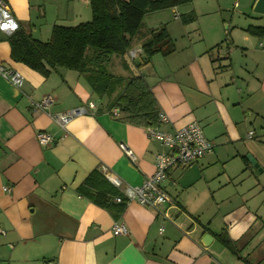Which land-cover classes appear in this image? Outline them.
Returning <instances> with one entry per match:
<instances>
[{"label":"crops","instance_id":"obj_1","mask_svg":"<svg viewBox=\"0 0 264 264\" xmlns=\"http://www.w3.org/2000/svg\"><path fill=\"white\" fill-rule=\"evenodd\" d=\"M4 1L17 25L42 42L54 26L91 19L89 0ZM255 2L191 0L148 13L142 34L164 28L173 52L141 65L142 55L131 61L126 53L125 68L116 69L125 82L143 79L168 119L161 131L197 122L213 144L194 164L168 171L160 188L169 202L157 210L114 202L167 153L146 128L110 114L119 92L98 99L85 76L64 69L42 77L10 59L0 33V66L22 78L15 88L0 76V264H264V15L252 11ZM190 13L194 20L182 23ZM249 27L263 34L251 35ZM140 48L135 40L129 51ZM46 96V110L31 108ZM88 103L95 109L65 129L52 120ZM39 132L53 143L40 145ZM102 167L122 181L106 206L82 185ZM114 225L125 234L113 235ZM219 235L234 243L235 254Z\"/></svg>","mask_w":264,"mask_h":264},{"label":"trees","instance_id":"obj_2","mask_svg":"<svg viewBox=\"0 0 264 264\" xmlns=\"http://www.w3.org/2000/svg\"><path fill=\"white\" fill-rule=\"evenodd\" d=\"M190 2L191 0H89L91 19L88 22L74 27L54 26L50 38L45 42L34 39L18 26L12 34L5 36V40L13 62L23 64L42 77H48L51 71L57 69L76 72L86 77L92 92L98 98H111L114 94L112 86L122 83L124 79L100 71V65L114 55L124 56L135 39H142L140 49L145 59L140 61V65L148 62L154 55L165 56L173 52L172 40L164 28L147 30L146 34H142L143 18L148 13ZM181 18L182 23L186 24L194 20V15L190 13ZM247 32L258 36L263 34L261 28L254 27L247 28ZM109 109H116V116L112 114V110L110 114L127 124L143 128L157 125L159 110L141 77L125 82L123 90L109 104ZM82 185L94 194L90 198L101 206L108 204L113 190L117 191L100 168L91 171ZM218 241L228 251L236 253L234 243L226 235H219Z\"/></svg>","mask_w":264,"mask_h":264},{"label":"built area","instance_id":"obj_3","mask_svg":"<svg viewBox=\"0 0 264 264\" xmlns=\"http://www.w3.org/2000/svg\"><path fill=\"white\" fill-rule=\"evenodd\" d=\"M174 18L178 19V13H174ZM18 25L9 11L6 2L0 0V33L8 36L12 34ZM142 54L141 49H135L128 52L130 60H134ZM0 76L15 88H20L22 85V78L15 72L4 69L0 66ZM52 100L46 96L42 100L35 102L30 101V106L33 110H46ZM94 110L95 106L88 103L86 107H79L77 109L57 114L52 117V120L62 129L74 118L86 114L87 110ZM112 114L116 116L117 110L114 109ZM168 123L165 115L159 113L157 116V125L149 126L146 128L147 135L150 139L157 141L166 150V154H159L154 159V172L147 177L140 186L128 187L123 189L122 197H115V203L127 204L131 201H136L143 207L152 208L157 210L158 207L169 202L167 195L161 190L160 185L165 181L167 173L172 168H183L194 164L201 159L204 155L212 151L213 144L207 141L202 133L201 127L197 122H190L185 126L173 132H164L159 128L160 124ZM247 137L252 139L254 137L253 131L249 132ZM36 140L40 145H49L53 143V138L50 134L39 132L36 134ZM127 155L132 158L130 152ZM102 173L110 184L116 189H120L122 181L110 175L106 167H102ZM4 192H9L8 188L3 189ZM162 229H159L161 232ZM113 235L125 234V230L121 225H114L112 229ZM5 232L0 228V235ZM46 264H55L48 262Z\"/></svg>","mask_w":264,"mask_h":264},{"label":"rangeland","instance_id":"obj_4","mask_svg":"<svg viewBox=\"0 0 264 264\" xmlns=\"http://www.w3.org/2000/svg\"><path fill=\"white\" fill-rule=\"evenodd\" d=\"M158 15H164V13H159ZM171 16V18L170 19H172L173 18V15H170ZM150 16H146V17H144L143 18V23H144V21H148V19H150L149 18ZM151 17H155V16H151ZM173 20V19H172ZM171 21V20H170ZM135 40H139V42H142V39H135ZM134 46H135V44H134ZM91 54V50H89L88 51V55H90ZM142 55V54H141ZM113 57V58H112ZM111 57V59L110 60H107V61H104L101 65H100V67H99V69H100V71H104V72H106L107 74H109V75H111V76H113V77H117L115 74H117V75H119L121 72L120 71H117L116 69L117 68H119V69H121V67L122 68H125V64H124V62L122 61V59H123V56H117V55H114V56H112ZM125 57V56H124ZM117 59L119 60V62L117 63L116 61H117ZM131 61H133V60H131ZM126 70H127V67H126ZM119 76H121V75H119ZM123 77V79L126 77V75H124V76H122ZM124 81H126L125 79H124ZM122 82V83H120V84H116V85H114V86H112V88H111V90H112V92L114 91V92H116V93H118V92H121L122 90H123V86H124V84H125V82ZM119 86H121L120 87V89H118V87ZM115 93V94H116ZM111 94V93H110ZM98 98V97H97ZM99 99V98H98ZM128 152V151H127ZM127 152H126V154H127Z\"/></svg>","mask_w":264,"mask_h":264},{"label":"water","instance_id":"obj_5","mask_svg":"<svg viewBox=\"0 0 264 264\" xmlns=\"http://www.w3.org/2000/svg\"><path fill=\"white\" fill-rule=\"evenodd\" d=\"M252 11L254 13H257V14H261V15H264V0H256V2L254 3V6L252 8ZM145 59V56H141V60H144ZM250 162L252 163V165L254 167H256V164L254 163V161L252 159H249ZM206 237H209L208 235H205L203 237V240L206 239ZM210 238V237H209ZM202 240V241H203Z\"/></svg>","mask_w":264,"mask_h":264}]
</instances>
